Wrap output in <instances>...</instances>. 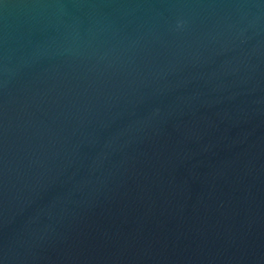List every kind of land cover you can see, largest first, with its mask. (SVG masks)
<instances>
[{"label": "water", "instance_id": "1", "mask_svg": "<svg viewBox=\"0 0 264 264\" xmlns=\"http://www.w3.org/2000/svg\"><path fill=\"white\" fill-rule=\"evenodd\" d=\"M0 264H264V0H0Z\"/></svg>", "mask_w": 264, "mask_h": 264}]
</instances>
